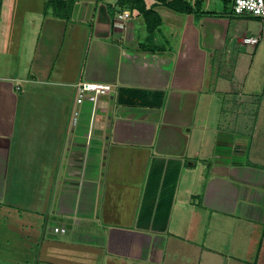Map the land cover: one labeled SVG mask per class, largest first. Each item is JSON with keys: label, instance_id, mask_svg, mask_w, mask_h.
<instances>
[{"label": "crops", "instance_id": "0c3cea01", "mask_svg": "<svg viewBox=\"0 0 264 264\" xmlns=\"http://www.w3.org/2000/svg\"><path fill=\"white\" fill-rule=\"evenodd\" d=\"M73 1L69 20L46 0L0 16L7 264H36L38 245L46 264H264V48L243 43L261 41L249 17L231 0H143L152 32L120 0Z\"/></svg>", "mask_w": 264, "mask_h": 264}, {"label": "rangeland", "instance_id": "374dc122", "mask_svg": "<svg viewBox=\"0 0 264 264\" xmlns=\"http://www.w3.org/2000/svg\"><path fill=\"white\" fill-rule=\"evenodd\" d=\"M37 1L38 0H4V8H3L2 12L0 11V16L7 17L8 14L17 15L19 13L20 14L23 13V15L25 16V14L28 15L27 14L28 8H31V9H43L42 6L44 5L45 0H39V2H37ZM41 1H42L43 4L41 3ZM229 2L230 3H229L228 6L230 8H233V5L235 3V0H231ZM0 4H1V2H0ZM245 21H248L250 23V25L253 28V30L258 31V34L261 37L260 43H261L262 47L264 48V20H260V19H256V18L249 17L248 20H245ZM5 22H7V21H5ZM13 29L14 28H12V30ZM5 31L7 32L9 30H5ZM12 33L15 35V32H12ZM9 41H10V38H8V37H2V39H0L1 46H7L9 44ZM6 49L7 50H11L12 47L8 46ZM1 64L2 63H0V66H1ZM16 82L17 81L12 80L11 83L15 84ZM263 109H264V106H263ZM263 116H264V113L262 114V120L264 121V117ZM263 121H261V122H263ZM262 125L264 127V122H263ZM263 136H264V134L262 133V137ZM2 220L3 219H2V217L0 215V264H7L6 259H7V256L8 255L11 254V256L13 258H15V256H14L15 255V252L12 251L11 249L14 248V244H15V241H16L15 238H17L16 237L17 235L12 230L9 231L11 233H9L8 236H6V233L4 235V231L3 230H5V229H4V227L1 228V225L4 224V221L5 220H3V221ZM5 232H7V231H5ZM4 239H6V240H4ZM228 241H230V244H229V248L227 247V249H228V252H230V250L232 251L234 249V245H236L237 239L235 238V235H234L233 238L231 240L228 239ZM36 250H37V261H38L36 264H46V262L44 260V257H43V256H45V255H43L44 254V251H45V246H44V248H42V246H39L38 245L37 248H36ZM72 254H74V253H72ZM75 257H76L75 258L76 259L75 262H79V260H82V258H83V256H81L80 254L75 255ZM15 260L17 261V259H15ZM57 262L60 263V264H64L61 261H57ZM255 262H256V260H253V261H251L249 263H244V264H255ZM17 263L18 262H15V261L13 262L12 261V263H8V264H17ZM89 264H96V263L91 262ZM230 264H238V263L237 262H231L230 261Z\"/></svg>", "mask_w": 264, "mask_h": 264}, {"label": "trees", "instance_id": "16d2710c", "mask_svg": "<svg viewBox=\"0 0 264 264\" xmlns=\"http://www.w3.org/2000/svg\"><path fill=\"white\" fill-rule=\"evenodd\" d=\"M155 2V6H165L178 13H192L202 6V0H196L194 5L185 0H155ZM74 4L73 0H46L47 8L52 10L55 16L65 20L71 18ZM119 5L120 7L126 5L130 10L138 11L146 19L149 31H155L162 23L160 16L153 9L148 10L143 0H120ZM153 19L157 22H152Z\"/></svg>", "mask_w": 264, "mask_h": 264}, {"label": "built area", "instance_id": "2783aa9c", "mask_svg": "<svg viewBox=\"0 0 264 264\" xmlns=\"http://www.w3.org/2000/svg\"><path fill=\"white\" fill-rule=\"evenodd\" d=\"M234 13L238 16L252 17L264 20V0H235ZM131 17L130 12H122L116 19L115 26L123 29L126 21ZM244 45L257 46L260 43L258 37H246L243 39ZM81 93H93L96 97L109 94L112 91L111 85L82 82L78 85Z\"/></svg>", "mask_w": 264, "mask_h": 264}]
</instances>
